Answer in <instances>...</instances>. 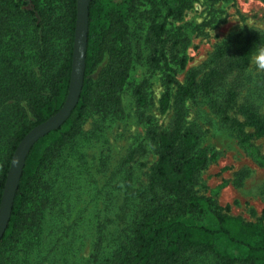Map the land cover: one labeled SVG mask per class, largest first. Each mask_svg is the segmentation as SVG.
Returning <instances> with one entry per match:
<instances>
[{
	"label": "trees",
	"instance_id": "trees-1",
	"mask_svg": "<svg viewBox=\"0 0 264 264\" xmlns=\"http://www.w3.org/2000/svg\"><path fill=\"white\" fill-rule=\"evenodd\" d=\"M194 1L150 0L151 9L147 12L150 27L144 42L149 51L147 63L151 72L163 74L166 92L161 108L167 111L172 107L175 118L168 130L160 131L153 126L148 130L159 157L148 187L134 190L131 181L126 183L130 195L143 198V203L137 207L126 244L99 264H196L194 259L200 256H210L218 264H264V220L248 222L232 216L228 207H221L196 190L210 157L200 148V137L187 126L186 117L187 102L203 98L216 113L232 121L233 126L252 129V138H263L264 116L260 107L254 103L239 106L235 84H228L227 80L233 74L239 78L247 70L264 39L245 36L237 54L231 53L233 42L222 43L207 71L188 70L185 82L180 85L178 76L188 66L184 52L186 37L170 30L167 18L182 17ZM139 5L138 0H92L80 100L66 123L41 139L27 158L11 220L0 241V264H45L49 260L47 255L51 256V264L54 257L55 264L59 242L65 239V247L73 246L76 237L70 227L65 234L61 232L64 229L61 219L67 216L62 208L67 206L66 213L72 208L74 182L83 176L81 165L67 161L73 156L69 154H80L75 143L84 134L87 115L111 118L120 110L119 94L136 61L143 59L140 40L134 43L129 23ZM76 23L77 0H0V160H3L0 207L19 144L66 103ZM178 43L183 49L175 54ZM235 108L244 122L228 115ZM59 164V171L71 172L70 176H56ZM81 184H76L80 192L85 186ZM60 196V201L67 203L57 210ZM207 212L216 216L219 224L216 229L184 221L186 216ZM51 222L58 236L56 242L47 241L51 250L42 254ZM222 239L245 249L246 256L235 258L216 253V243Z\"/></svg>",
	"mask_w": 264,
	"mask_h": 264
},
{
	"label": "rangeland",
	"instance_id": "rangeland-1",
	"mask_svg": "<svg viewBox=\"0 0 264 264\" xmlns=\"http://www.w3.org/2000/svg\"><path fill=\"white\" fill-rule=\"evenodd\" d=\"M138 1L139 10L129 23L134 43L140 40L143 59L136 61L119 94L120 110L111 118L94 113L87 115L84 134L75 143L80 154H69L73 156L67 164L81 165L83 177L79 182L85 186L80 192L76 185L79 182H74L73 206L67 213V206L61 207L67 201L61 202L60 196L56 202H59L57 210L62 208L67 214L61 219L62 234L70 227L76 240L71 247L64 246L65 239L59 242L55 264H99L126 244L125 237L132 231L137 207L143 203V198L130 195L126 183L131 181L134 190L148 187L159 158L156 145L147 135L148 130L151 126L160 131L168 130L174 122V109L164 111L161 108L166 92L163 74L151 72L147 63L149 51L144 42L150 27L147 14L151 9L150 0ZM166 12L164 9V15ZM167 23L170 30L186 37L184 52L188 66L178 76L181 85L188 70L207 71L213 54L222 43L233 42L231 53L237 54L245 36L264 39V1L196 0L182 17H169ZM174 48L175 54L183 49L179 43ZM227 83L235 84L239 106L254 103L264 116V44L258 46L247 70L239 78L236 74L230 75ZM186 107L187 126L198 134L200 148L210 157L209 165L199 177L198 193L211 197L225 209L228 207V214L232 216L248 222L264 220V137L252 138V129L233 126V122L216 113L206 99L188 101ZM228 115L244 122L237 108ZM59 169L60 164L54 172L56 176H70L71 172ZM2 173L3 160H0V179ZM184 221L210 229L219 225L216 216L209 212L186 216ZM48 225L42 254L51 250L48 244L56 242L58 236L52 222ZM215 251L235 258H244L247 254L245 249L230 245L226 239L216 243ZM47 257L49 260L45 264H51V256ZM194 260L196 264H218L210 256Z\"/></svg>",
	"mask_w": 264,
	"mask_h": 264
},
{
	"label": "water",
	"instance_id": "water-1",
	"mask_svg": "<svg viewBox=\"0 0 264 264\" xmlns=\"http://www.w3.org/2000/svg\"><path fill=\"white\" fill-rule=\"evenodd\" d=\"M91 2L92 0H77L73 69L66 103L54 117L34 128L22 140L14 154L0 207V241L11 220L16 194L31 150L41 139L51 132L57 131L66 123L80 100L86 70Z\"/></svg>",
	"mask_w": 264,
	"mask_h": 264
}]
</instances>
